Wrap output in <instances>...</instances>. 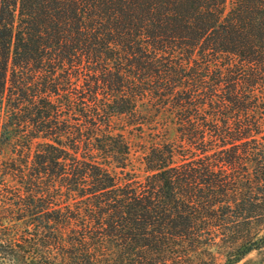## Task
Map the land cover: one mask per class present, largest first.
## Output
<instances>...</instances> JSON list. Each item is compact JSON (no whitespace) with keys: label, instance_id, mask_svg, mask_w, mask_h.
I'll return each instance as SVG.
<instances>
[{"label":"trees","instance_id":"obj_1","mask_svg":"<svg viewBox=\"0 0 264 264\" xmlns=\"http://www.w3.org/2000/svg\"><path fill=\"white\" fill-rule=\"evenodd\" d=\"M3 146L0 264L262 253L264 0H0Z\"/></svg>","mask_w":264,"mask_h":264},{"label":"rangeland","instance_id":"obj_2","mask_svg":"<svg viewBox=\"0 0 264 264\" xmlns=\"http://www.w3.org/2000/svg\"><path fill=\"white\" fill-rule=\"evenodd\" d=\"M115 123L117 125V127H120L123 125L124 123V118L123 117H116L115 118ZM121 130V129H120ZM123 132L126 134V136L128 137V139L134 143L135 145H138V142L140 143H144L147 144L148 140L151 139V135L150 130L145 129V133L143 134V137L140 136L141 134L140 131L138 130H130V129H125L123 130ZM167 137L170 140H175L177 138V132H176V127L173 124H170L168 127V132H167ZM4 149V153H0V157L4 156L5 154H11L12 151V147L10 146H3ZM264 255V251L262 253H259V251H253L252 253H250L245 259H243L240 263L238 264H244L247 261H256L259 260L261 258V256ZM220 262H223V258L222 256H220L219 259ZM252 264V263H250Z\"/></svg>","mask_w":264,"mask_h":264}]
</instances>
